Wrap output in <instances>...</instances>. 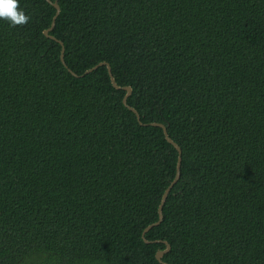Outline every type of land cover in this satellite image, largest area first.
I'll return each mask as SVG.
<instances>
[{"label": "trees", "instance_id": "trees-1", "mask_svg": "<svg viewBox=\"0 0 264 264\" xmlns=\"http://www.w3.org/2000/svg\"><path fill=\"white\" fill-rule=\"evenodd\" d=\"M55 1V0H52ZM0 20V264H264V0H19ZM111 65L117 88L107 65ZM76 73V75L74 73ZM180 178L159 219L163 194Z\"/></svg>", "mask_w": 264, "mask_h": 264}, {"label": "water", "instance_id": "water-1", "mask_svg": "<svg viewBox=\"0 0 264 264\" xmlns=\"http://www.w3.org/2000/svg\"><path fill=\"white\" fill-rule=\"evenodd\" d=\"M48 1H49L50 3H52V4L56 7L57 11H56V14H55L54 17H53V21H52L51 26H50L49 28L45 29V30H44V33H45V35H47L48 37H51V38H53V39L59 41V42L63 45V42H62L61 40L57 39L55 36H53V35L50 34V31L54 28L55 23H56V19H57L59 13H60V10H61L60 5H59V3H58V0H55V1L48 0ZM64 50H65V47H64V45H63V47H62V55H61V59H62L63 63L66 65L65 58H64ZM100 65H107V66H108V70H109V73H110V75H111V79H112V81H113V84H114L117 88H124V89L127 90V93H126V95H125V97H124V103H125L126 105H128L127 101H128V97H129V95H130L131 92H132V87H131V86H119V85L117 84V82H116V80H115V77H114V75H113V72H112L111 65H110L108 62H106V61H102V62L98 63L97 65L93 66L92 68L86 70L84 74L91 72L92 70L98 68ZM73 73H74V72H73ZM74 74L76 75V73H74ZM128 107H129L130 109H132V110L137 114V117H138L139 121H141V116H140L139 112H138L134 107H132V106H130V105H128ZM141 123H143V122L141 121ZM145 124H152V125H158V126L163 127L167 139H168L171 143H173V144L176 146V148L178 149V151H179V158H178V164H177V172H176L175 178L173 179V181L170 183V185L167 187V189L165 190V192H164V194H163V197H162L161 203H160V205H159V219H158L156 222H153V223H151L150 225H148V226L145 228V230L143 231V237H144L145 241L149 242V240H147V239L145 238L146 232L149 231L153 226L158 225V224H160V223L162 222V220H163V207H164V204H165V202H166V200H167V197H168L169 192L171 191L172 187L178 182V180H179V178H180L181 164H182V148H181V146H180L179 144H177V143H176V142H175V141L169 136V133H168L167 127H166V125H165L164 123H161V122H155V121H154V122L145 123ZM164 242L166 243L167 247H166L165 249H163V250H158L157 253H156V257H157V259H158L160 262H162L163 264H168L167 262H165V261L163 260V255L171 249V244L168 243V242L165 241V240H164Z\"/></svg>", "mask_w": 264, "mask_h": 264}, {"label": "clouds", "instance_id": "clouds-1", "mask_svg": "<svg viewBox=\"0 0 264 264\" xmlns=\"http://www.w3.org/2000/svg\"><path fill=\"white\" fill-rule=\"evenodd\" d=\"M31 17L20 7L19 0H0V20L10 27L24 26Z\"/></svg>", "mask_w": 264, "mask_h": 264}]
</instances>
